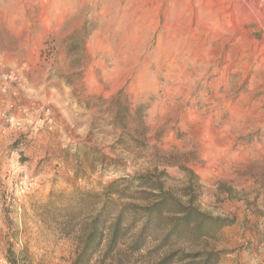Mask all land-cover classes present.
<instances>
[{"label": "rangeland", "instance_id": "rangeland-1", "mask_svg": "<svg viewBox=\"0 0 264 264\" xmlns=\"http://www.w3.org/2000/svg\"><path fill=\"white\" fill-rule=\"evenodd\" d=\"M126 181L226 225L89 264H264V0H0V264H72Z\"/></svg>", "mask_w": 264, "mask_h": 264}, {"label": "trees", "instance_id": "trees-1", "mask_svg": "<svg viewBox=\"0 0 264 264\" xmlns=\"http://www.w3.org/2000/svg\"><path fill=\"white\" fill-rule=\"evenodd\" d=\"M130 183L123 189H119L115 183L106 187L100 208L82 231L80 247L72 264H89L104 241L107 242V252H112L121 245L132 252H137L145 248L149 239L154 238L159 239L160 248L175 246L179 238L173 236L178 229L199 232L207 225L218 227L226 225L225 219L208 218L180 203L168 207L170 199L164 194L159 197L154 194L153 201L141 198L145 201L142 205L133 201L126 202L124 201L126 199H135L128 191ZM152 187H156L157 190L161 188L156 185ZM138 225L140 226L137 229ZM134 229H137L136 232L131 234ZM208 260L209 256L204 263L206 264ZM6 261L7 264H19L17 256L10 251L6 255ZM158 264H170V258L163 259Z\"/></svg>", "mask_w": 264, "mask_h": 264}]
</instances>
